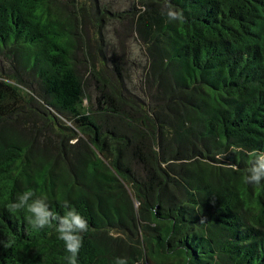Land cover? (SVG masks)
I'll return each instance as SVG.
<instances>
[{
	"label": "trees",
	"instance_id": "16d2710c",
	"mask_svg": "<svg viewBox=\"0 0 264 264\" xmlns=\"http://www.w3.org/2000/svg\"><path fill=\"white\" fill-rule=\"evenodd\" d=\"M135 2L141 95L98 73L76 0H0V264H67L55 227L8 210L28 189L88 222L78 264H264V182L244 181L264 152V0Z\"/></svg>",
	"mask_w": 264,
	"mask_h": 264
},
{
	"label": "rangeland",
	"instance_id": "374dc122",
	"mask_svg": "<svg viewBox=\"0 0 264 264\" xmlns=\"http://www.w3.org/2000/svg\"><path fill=\"white\" fill-rule=\"evenodd\" d=\"M76 2L79 3L78 7L83 8V17L86 20V26L82 29V35L80 33V36L81 39L91 42V52L97 57L98 61L95 65L98 73H102L106 79L114 81L111 67L113 64L117 65L121 68L120 72L123 74L124 82L129 91L141 95L137 89L139 88L140 78L145 71L144 67L146 66L145 69H147L150 65V58L136 34L133 33L136 28L131 12L137 10L135 8L138 7V4L135 0H76ZM96 5L104 6L106 9V13L101 20H99V17L96 18ZM98 43L101 44L104 58L101 57V53L97 48ZM83 57V51L78 50L76 52L77 69L84 82L85 91L94 98L98 92L94 91V83L89 80L88 66ZM10 67V63L0 56V76L11 72ZM45 134L47 133L45 132Z\"/></svg>",
	"mask_w": 264,
	"mask_h": 264
},
{
	"label": "clouds",
	"instance_id": "9594fccd",
	"mask_svg": "<svg viewBox=\"0 0 264 264\" xmlns=\"http://www.w3.org/2000/svg\"><path fill=\"white\" fill-rule=\"evenodd\" d=\"M168 15L170 20H184L181 11H170ZM233 150L240 151L242 149L234 147ZM249 155L254 160L251 167L247 169L244 181L259 187L264 182V152L252 150ZM63 207L67 211L63 216L58 215L51 211L46 197L37 196L31 189L25 190L15 202L7 205L8 210L13 214L24 213L25 220L33 230L39 231L55 227L58 238L65 242L66 251L70 253L66 257L67 264H78L79 249L82 246L80 234L88 230V222L67 201L64 202ZM11 243L12 241H8L5 243V247L11 246ZM116 264H127V262L122 258H117Z\"/></svg>",
	"mask_w": 264,
	"mask_h": 264
}]
</instances>
